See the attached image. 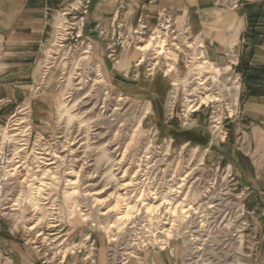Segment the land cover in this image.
<instances>
[{
  "label": "rangeland",
  "instance_id": "obj_1",
  "mask_svg": "<svg viewBox=\"0 0 264 264\" xmlns=\"http://www.w3.org/2000/svg\"><path fill=\"white\" fill-rule=\"evenodd\" d=\"M90 2L65 7L51 22L32 83L36 94L51 85L49 117L29 118L30 106L22 104L12 119L0 118V264H127L156 251L179 264H253L241 208L251 207L249 199L237 198L228 166L209 146L229 137L215 139L209 117L218 109L235 118L239 64L218 74L202 66H229V50L213 62L189 30L191 40L174 44L181 52L160 31L139 52L158 16L153 28L138 19L147 28L142 40L133 33L138 21L91 32ZM210 88L221 100L191 114L205 128L183 126L182 114ZM6 104L1 100L0 109ZM120 194L124 203L116 205ZM123 204L131 214L119 222ZM143 204L162 207L147 213Z\"/></svg>",
  "mask_w": 264,
  "mask_h": 264
},
{
  "label": "crops",
  "instance_id": "obj_2",
  "mask_svg": "<svg viewBox=\"0 0 264 264\" xmlns=\"http://www.w3.org/2000/svg\"><path fill=\"white\" fill-rule=\"evenodd\" d=\"M81 0H0V118H13L22 104L30 106L29 118L46 119L54 102L51 85L33 93L36 67L50 41L51 22L60 11ZM88 28L98 25L107 31L118 24L134 26L143 19L149 28L158 13L166 10L177 29L188 26L199 36L208 58L217 62L222 53L235 49L238 84V111L228 124L224 143L210 142L214 154L230 166L241 185L264 202V0H91ZM65 14V13H63ZM114 33V32H113ZM194 127L202 131L203 119L195 116ZM189 143V142H186ZM250 206L254 200L250 198ZM255 232L264 223L251 219ZM4 223L0 220V232ZM164 250V249H163ZM98 264H108L101 258ZM127 264H179L177 257L165 251L144 252L139 261ZM253 264H264V242L253 255Z\"/></svg>",
  "mask_w": 264,
  "mask_h": 264
},
{
  "label": "built area",
  "instance_id": "obj_3",
  "mask_svg": "<svg viewBox=\"0 0 264 264\" xmlns=\"http://www.w3.org/2000/svg\"><path fill=\"white\" fill-rule=\"evenodd\" d=\"M159 22L158 24V28L156 30H160L163 33H166L167 36L169 38H171V40L173 41V43H171V47L174 46V44H178L180 42L178 41H182L185 40L186 42L188 40H191V36L188 35V30L189 27L186 26L183 28L182 34H178L176 31V28H174L175 26V22L172 18V16L170 15V13L166 10H161L158 13V20ZM138 23H140V25L138 26V28L136 30H134V34L136 35L138 40H142L144 38V35L146 34V26L144 24L141 23V20L138 21ZM154 30V32L156 31ZM153 32V33H154ZM152 33V34H153ZM178 36L182 37L181 40H178ZM178 42V43H176ZM192 42H196V41H192ZM184 46L183 44H181V47ZM175 51L181 52L180 49H176V47H173ZM186 50L190 49V47L185 48ZM200 49V48H199ZM202 49V48H201ZM227 58H230V60L228 59L227 63L229 64V71H232L233 68L232 67H236L238 66V54L236 53L235 49H231L229 51H227ZM233 58V59H232ZM192 59L190 57V61L188 63H191ZM176 101L172 107L173 110H171V114L170 117L173 116V112H174V107H175ZM209 105H204V107H208ZM210 106L213 108V104H210ZM218 109L217 112L216 111H212V115H210V119L209 121L211 122V129H212V135L213 137H215V139L221 138L220 140L223 141L225 139H227V130H225V123L224 120H232L234 115H228L227 117H222L221 115H218ZM191 114H194V112H191L189 115H187V112L185 111L184 114H182V119H183V126L185 127H190L192 126L193 120L191 118ZM229 170H228V178L232 181V185H233V190L235 193H237V198L241 199V200H246V199H253L254 200V205H251V207L246 208L245 204L243 203L241 205V208L243 209V213H246L247 215V228L246 230H248L250 232L248 239H249V243H250V247L248 248V250L251 252L252 255H254V253H256L257 248L260 246V244H262L264 242V229L259 232H255V230H251L252 223L250 222L252 218H256L257 220H260L264 223V202H262L260 200V198L258 197V195L254 194L252 192L251 187L246 186V185H241L239 180H237L236 176L234 175V172L232 170V168L230 166H228Z\"/></svg>",
  "mask_w": 264,
  "mask_h": 264
},
{
  "label": "bare ground",
  "instance_id": "obj_4",
  "mask_svg": "<svg viewBox=\"0 0 264 264\" xmlns=\"http://www.w3.org/2000/svg\"><path fill=\"white\" fill-rule=\"evenodd\" d=\"M57 23H59V21L57 22ZM158 30H156L154 33H153V36H151V38H149V41L145 44V46H142V47H138V49H139V52H145L146 50H148L152 45H153V42H156V41H158L159 40V36H157V35H154V34H157L156 32H157ZM160 31V30H159ZM158 31V32H159ZM160 32H162V31H160ZM163 34H165V36L166 37H168L167 36V34L166 33H163ZM162 43V42H161ZM192 43H194V42H192ZM162 47H163V45H161L160 46V49H159V52H158V57H160L162 54H163V52L164 51H162ZM165 50L166 51H168L169 49L165 46ZM141 62V61H140ZM205 64H210V66H211V68H212V71L213 72H215L216 74H218V73H221V72H225V71H228L229 70V67L228 66H226V67H224V68H219V66H218V68L217 67H215L213 64H212V62H208L207 60H204L203 61V63H201V65L203 66V65H205ZM198 72H194L193 73V75L195 74H197ZM178 85V83H176L175 82V84H174V87L176 88V86ZM204 85V83H200L199 84V86H203ZM202 89H204V88H202ZM207 90H209V91H211V93H208V94H204V96H202V97H198L197 99H195V100H192L194 103L193 104H191L188 108H189V110H190V108H192L193 109V111L195 110V111H197V110H199L200 108V106H203L204 107V105H210L209 103H211V104H216L217 102H219L220 100H221V96H222V94L218 91V92H214V91H212V89L210 88V89H207ZM174 91H175V89H174ZM174 94V93H173ZM176 98V94H174L173 95V97H172V100L174 101V100H176L175 99ZM175 103V102H174ZM174 103H172L171 102V104H173L174 105ZM173 107V106H172ZM172 107H171V109H172ZM230 107V106H229ZM173 110V109H172ZM193 111H191V112H193ZM194 111V113H196ZM200 111V110H199ZM198 111V112H199ZM54 162H51V163H49V164H53ZM84 165V164H83ZM80 168H82V167H80ZM78 175V172L76 173V176ZM131 183H128L127 185H130ZM71 185H75V182H72V184ZM124 186V185H123ZM116 205H118L120 202H123L124 201V197L123 196H121V194L120 195H116ZM124 203V202H123ZM181 203H178L176 206H175V208H178V207H180L181 205H180ZM124 205V211H122V213H120L119 214V217H117V221H122V220H126V219H129V217H130V214H131V212H129L130 211V207L129 206H127L126 204H123ZM143 207H144V209H145V211L147 212V213H149V212H153V211H155V210H157V209H160L161 207H162V205H156L155 207H154V209H152L151 207H152V205H146V204H143ZM180 210H182L183 212H185V213H187L188 211H186V210H183V208L181 207V209Z\"/></svg>",
  "mask_w": 264,
  "mask_h": 264
},
{
  "label": "water",
  "instance_id": "obj_5",
  "mask_svg": "<svg viewBox=\"0 0 264 264\" xmlns=\"http://www.w3.org/2000/svg\"><path fill=\"white\" fill-rule=\"evenodd\" d=\"M115 79H116V80H117V79L120 80V77L117 76ZM121 81H124V80H121ZM124 82H125V83H128L127 81H124Z\"/></svg>",
  "mask_w": 264,
  "mask_h": 264
}]
</instances>
